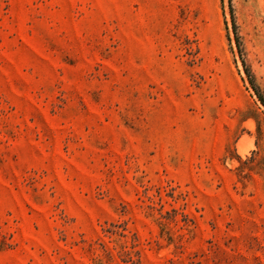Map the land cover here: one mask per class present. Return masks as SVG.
<instances>
[{"label": "rangeland", "instance_id": "obj_1", "mask_svg": "<svg viewBox=\"0 0 264 264\" xmlns=\"http://www.w3.org/2000/svg\"><path fill=\"white\" fill-rule=\"evenodd\" d=\"M0 264H264V0H0Z\"/></svg>", "mask_w": 264, "mask_h": 264}, {"label": "bare ground", "instance_id": "obj_2", "mask_svg": "<svg viewBox=\"0 0 264 264\" xmlns=\"http://www.w3.org/2000/svg\"><path fill=\"white\" fill-rule=\"evenodd\" d=\"M244 151V150H243Z\"/></svg>", "mask_w": 264, "mask_h": 264}]
</instances>
